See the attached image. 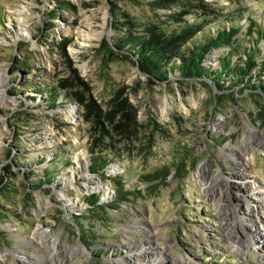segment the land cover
<instances>
[{
  "label": "rangeland",
  "instance_id": "1",
  "mask_svg": "<svg viewBox=\"0 0 264 264\" xmlns=\"http://www.w3.org/2000/svg\"><path fill=\"white\" fill-rule=\"evenodd\" d=\"M156 1L0 0V264H264V79L236 70L264 60V0ZM233 25L201 64L221 81L180 55L148 72L131 43L189 27V57Z\"/></svg>",
  "mask_w": 264,
  "mask_h": 264
},
{
  "label": "trees",
  "instance_id": "2",
  "mask_svg": "<svg viewBox=\"0 0 264 264\" xmlns=\"http://www.w3.org/2000/svg\"><path fill=\"white\" fill-rule=\"evenodd\" d=\"M164 1V2H162ZM165 2H170L169 0H160L156 1L155 5L157 6H164ZM250 26H249V32L252 33L253 31H256L259 34V40L264 35V29H261L259 26V21L255 19L250 20ZM241 30L240 26H232L229 29L223 28L218 30V35L211 36L208 38L206 42H204L203 45L197 46L198 50L194 51V49L190 50L192 51V54L188 57L186 53H182V42L180 40H183L186 36H189L194 31L193 29H189V27H184L183 30L180 33H172L170 35H166L164 32H158L155 30L154 27L150 28V34L148 36H140L139 41H131L133 43L134 47L138 51V55L140 57V60L142 61V67L144 70L151 72L153 74H156L158 76L164 75V78H167V72H162L161 69L163 68L164 64L170 61L172 58L176 56H181L182 64H180V71L183 72L184 75L190 76H210L215 75L218 81H221L220 79L223 78V73H215L213 70L209 69H203L201 67V64L203 63V59L205 58V55L211 51L214 47H222L223 45H228L233 48L234 44V37L239 33ZM258 40V41H259ZM120 41V48L125 47L124 44H128L130 40L123 42ZM231 54L224 56V62L222 65V69L225 70H231L232 65V59ZM247 58L246 61L243 62L238 68L236 69L238 72H241V74L246 77L248 75V72L256 68L257 71L254 73L258 74L260 78L264 79V60L259 61L258 60V54L255 50H252L251 52H248L246 54ZM244 77H241V81ZM252 79V78H251ZM251 79L248 80V86H252ZM253 87H255V84H253ZM264 89V88H263ZM99 116V114L97 113ZM115 117L114 111L108 112V119L112 120V118ZM124 118H126V123L124 126L128 128V130H133L135 132L137 123H136V113H125ZM99 119H97V122ZM120 126V125H118ZM96 163L99 165V158H95ZM105 162V161H103ZM93 204L96 203V200H92Z\"/></svg>",
  "mask_w": 264,
  "mask_h": 264
},
{
  "label": "bare ground",
  "instance_id": "3",
  "mask_svg": "<svg viewBox=\"0 0 264 264\" xmlns=\"http://www.w3.org/2000/svg\"><path fill=\"white\" fill-rule=\"evenodd\" d=\"M4 84H5L4 81L0 80V87L1 88H3ZM237 161L239 162V164L242 167H246L248 165V160L245 157H243L242 160L240 159ZM242 175H244V174H242ZM253 184H255V183H253ZM252 187H254V185H251L250 188H252ZM246 204H247V208L244 212V215L237 216L236 219H234L233 222L230 223L231 226H229V228L227 229V236L229 237V239H231L233 241L235 251H237L241 255H247L249 253V251L252 250L253 242L250 241V239L248 238V229L250 227L249 223L255 224L258 221V218H255L256 212H255L254 208L251 207L250 201H247ZM56 244H57V242H56ZM174 263L178 264V262H176V260H174Z\"/></svg>",
  "mask_w": 264,
  "mask_h": 264
}]
</instances>
